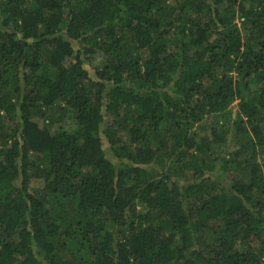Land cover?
<instances>
[{
    "label": "trees",
    "instance_id": "1",
    "mask_svg": "<svg viewBox=\"0 0 264 264\" xmlns=\"http://www.w3.org/2000/svg\"><path fill=\"white\" fill-rule=\"evenodd\" d=\"M0 264H264V0H0Z\"/></svg>",
    "mask_w": 264,
    "mask_h": 264
},
{
    "label": "rangeland",
    "instance_id": "2",
    "mask_svg": "<svg viewBox=\"0 0 264 264\" xmlns=\"http://www.w3.org/2000/svg\"><path fill=\"white\" fill-rule=\"evenodd\" d=\"M102 59L100 58V57H96V60H95V64L98 66V65H100L101 64V61ZM237 103V102H236ZM235 103V104H236Z\"/></svg>",
    "mask_w": 264,
    "mask_h": 264
}]
</instances>
